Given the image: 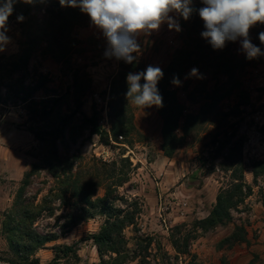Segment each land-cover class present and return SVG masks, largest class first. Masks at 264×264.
Returning a JSON list of instances; mask_svg holds the SVG:
<instances>
[{
    "label": "rangeland",
    "instance_id": "obj_1",
    "mask_svg": "<svg viewBox=\"0 0 264 264\" xmlns=\"http://www.w3.org/2000/svg\"><path fill=\"white\" fill-rule=\"evenodd\" d=\"M202 6L200 0H193L195 9ZM172 15L176 16L175 13ZM197 16L198 13L193 12L187 21L176 17L179 32L170 30L167 24L154 31L137 53L142 71L150 65L166 69L176 53L188 47L186 42L197 41L203 31V23L192 21ZM20 22L18 18H10L7 22L9 40L0 51V57L20 54L25 40ZM89 24L91 21L84 28ZM82 29L77 31L79 40ZM261 32H264V24H257L250 29L249 38L264 52V44L259 40ZM202 41L204 48L211 50L208 41L204 38ZM107 48L103 35L80 40V44L61 62L38 55L31 62L26 85H37L39 76L43 75L42 88L34 94L39 100L64 95L72 87L78 69L81 80H90L81 98L82 110L88 117L96 113L98 125L110 135L109 144L92 135L89 127L78 123L81 127L77 130L76 141L67 134L58 145L61 153L68 146L71 155L110 165L117 162L116 173L122 169L121 160H129L131 166L125 171L129 172L130 180L118 188L117 195L122 199L115 202L116 206L137 213L135 226L124 232L128 248L137 254L127 264H264V173L257 180L253 175L254 164L264 161V55L247 59L240 40H237L227 42L223 48L234 57V76L215 72L212 65H193L184 70L180 84L172 83L168 87L173 94L171 101H176L183 109L178 129L181 141L177 143L173 156L168 157L164 154L163 116L159 107L142 110L129 103L134 129L126 137H112L111 84L120 65L115 57L106 55ZM209 59L212 62L213 56ZM193 68L198 70L196 76L190 75ZM75 98L76 95H71L66 100L65 113L76 110ZM203 110H206L205 114ZM79 117L78 114L76 118ZM185 125L189 131L187 136L183 131ZM31 127L48 131V121L45 124L32 121L26 105L0 104V264H13L11 260L15 259L2 234L4 214L12 209L25 173L33 164H43L44 156L51 150L50 142H39L30 132ZM228 137H232L231 144L220 154L221 145ZM239 139L243 140L242 152L234 163L226 162L233 143ZM239 163L245 170L246 182L253 187L252 195L232 212V223L210 230L196 229V223L209 216L220 190L233 182V170ZM110 170H113L112 166L107 168ZM53 185L54 180L41 172L29 188V195L41 190L39 202ZM104 194L102 188L99 196ZM55 204V216L44 214L35 224L36 231L41 234L58 235L57 241L37 252L41 264L52 261L54 248L58 245L74 244H78L80 261L69 258L60 264H104L90 237L100 231L105 217L89 219L62 234L60 225L65 220L62 216L71 211L58 201ZM177 226H183L181 232L176 230ZM239 227L245 231V240L228 242L226 239ZM189 232H192L190 253L179 255L173 247L172 237L183 238Z\"/></svg>",
    "mask_w": 264,
    "mask_h": 264
},
{
    "label": "trees",
    "instance_id": "obj_2",
    "mask_svg": "<svg viewBox=\"0 0 264 264\" xmlns=\"http://www.w3.org/2000/svg\"><path fill=\"white\" fill-rule=\"evenodd\" d=\"M2 2L3 0H0V3ZM19 16H23L20 23L25 40L19 55L10 58L0 57V104L26 105L32 121L44 124L48 121V131L41 132L34 127L29 130L39 142H50L51 150L44 156L43 164H33L25 173L12 209L4 214L2 234L8 242L10 253L15 257L11 263L41 264L36 257L37 252L45 249L47 244L57 241L58 235L41 234L36 231L35 224L44 214L55 216L57 211L55 203L58 201L62 207L71 211L62 216L65 219L60 225L62 234L70 232L84 221L103 216L105 217L103 226L98 233L90 237V240L97 248L102 263L127 264L137 254L136 251L128 248V240L124 232L128 227L135 226L137 213L120 208L115 202L122 199L117 195L118 188L130 180L129 172L125 171L131 166L129 160H121L122 169L120 173H116L117 162L110 165L100 160H87L82 156L71 155L68 146L67 150L61 153L58 145L66 139L67 134L76 141L77 130L81 127L78 123L89 127L92 135L99 136L106 145L109 144L110 135L98 125L96 113L88 117L82 110L81 98L90 80H81L78 69L72 87L64 95L46 96L39 100L34 94L42 88L43 75L39 76L37 85L32 87L26 85L32 60L38 55L51 57L58 62L65 60L80 44L77 31L86 27L90 18L78 7H62L59 0H31V3L16 0L8 21ZM192 21L197 24L203 23L199 16L192 18ZM201 28L204 31L203 24ZM188 36L191 38V33H188ZM202 39L199 34L197 41L191 40L190 44L186 42L188 47L179 50L169 66L162 70L164 75L157 85L163 98V106L159 107V110L163 116L164 154L168 157L173 156L177 143L181 141L178 138V129L179 119L183 114L182 106L176 101H171L173 94L168 87L172 84L173 78L178 77L180 81L184 70L200 64L207 67L212 65L215 72L234 76L235 68L232 65L234 57H230L229 50H214L212 46H210L211 50H207L203 46ZM194 41H196L195 45H193ZM133 55L136 57L133 63L119 60L120 71L111 84L110 119L112 120L111 135L114 138L126 137L134 129L133 115L129 101L126 99L128 90L126 78L130 72H141L143 66L137 58V53ZM210 56H213L212 62ZM71 95H76L77 107L73 112L65 113L63 109ZM205 112L206 110L202 111L203 114ZM202 113L200 112V115ZM78 114L80 117L76 118ZM77 120L80 122H75ZM183 131L184 135L189 134L186 125ZM232 137H228L222 143L219 153L225 146L231 144ZM242 147L243 140H236L225 158L226 162L234 163L242 152ZM91 163L96 169L90 167ZM109 166H112L113 170L107 171ZM224 169L227 170V167L224 166ZM233 171V182L227 188L220 190L209 216L198 221L196 229L210 230L232 223V212L252 195L253 187L245 180L243 166L239 163ZM41 172L49 175L54 180V185L38 202V195L42 191L38 190L35 195H29L28 190ZM262 173H264V161H257L253 166L254 179L257 180ZM102 188L105 189V194L99 196ZM182 229L183 226L176 227L180 232ZM236 230V233L226 239L228 242L235 243L244 239V229L239 227ZM191 234L192 232H189L183 238L172 237L173 247L179 255L190 253L188 247L192 240ZM149 241L151 242L150 239ZM78 251V244L58 245L54 248V258L49 264H60L69 258L80 261Z\"/></svg>",
    "mask_w": 264,
    "mask_h": 264
},
{
    "label": "clouds",
    "instance_id": "obj_3",
    "mask_svg": "<svg viewBox=\"0 0 264 264\" xmlns=\"http://www.w3.org/2000/svg\"><path fill=\"white\" fill-rule=\"evenodd\" d=\"M16 0H3L0 3V51L8 43L6 25ZM31 3V0H23ZM202 7L195 9L193 0H59L62 7L79 8L85 13L94 27L99 29L107 40L106 55L133 63V53L140 51L137 37L150 35L167 24L170 30L179 32L180 25L176 17L187 21L193 12H197L203 21L201 36L214 50L223 49L227 42L240 40L241 50L247 59L264 55L250 38V29L264 24V0H200ZM175 13L174 17L172 14ZM19 21L23 16L18 17ZM264 44V32L259 34ZM193 68L190 75L196 76ZM160 67L148 66L145 71L128 73L126 99L134 106L144 109L152 106L162 107L163 98L157 87L163 78ZM143 80V83L141 81ZM172 83L179 85L178 77Z\"/></svg>",
    "mask_w": 264,
    "mask_h": 264
},
{
    "label": "crops",
    "instance_id": "obj_4",
    "mask_svg": "<svg viewBox=\"0 0 264 264\" xmlns=\"http://www.w3.org/2000/svg\"><path fill=\"white\" fill-rule=\"evenodd\" d=\"M152 35H153V32L150 35H140V36H138L137 37L138 44L139 45L146 44L148 38L152 37ZM154 35H156V33H154ZM158 35H161V34L158 33ZM101 36L103 37V33L99 29L94 27L92 25V23L89 24V26L87 28H83L80 31V34H79L80 40H84V39H87V38H90V37L101 38Z\"/></svg>",
    "mask_w": 264,
    "mask_h": 264
}]
</instances>
